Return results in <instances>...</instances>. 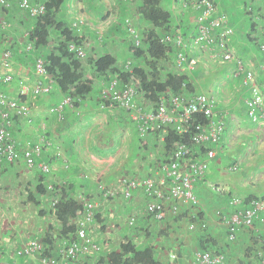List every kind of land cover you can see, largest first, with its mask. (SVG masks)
Returning <instances> with one entry per match:
<instances>
[{
	"label": "crops",
	"instance_id": "crops-1",
	"mask_svg": "<svg viewBox=\"0 0 264 264\" xmlns=\"http://www.w3.org/2000/svg\"><path fill=\"white\" fill-rule=\"evenodd\" d=\"M213 2L215 16L224 17L231 28L228 49L234 59L242 61L244 68L254 73L264 92V71L261 69L264 54L256 45H264V0ZM11 3L16 9L12 7L10 12L15 14L8 16L0 9V39L14 52L21 51L20 46L25 43L28 18L17 9V0ZM137 4L138 0H67L62 12L68 21L82 22L87 56L110 54L121 68L129 57V43L132 45L124 24L133 21L138 34L141 25L147 26L136 13ZM162 6L172 15L169 32L180 31L186 55L195 58L196 65L191 70L185 65L178 68L173 52L167 62L158 65L161 79L168 73L186 76L191 90L182 91V96L205 94L213 97L215 111L225 124L223 136L213 145L215 157L203 177L194 183L198 201L195 207L178 204V215H173L170 212L172 202L164 200V219L157 222L145 213L148 199L141 190L124 196L120 180L125 177H152L164 192L169 189L156 173L160 153L156 147L157 138L150 133L142 150L138 144L137 125L121 108L100 111L99 107L87 103L83 110L75 113L74 109L64 106L59 118L57 113H50L51 108L64 101L56 89L51 88L50 93L38 96L29 94L23 103L29 108L30 122L20 115L13 121L17 148L22 150L27 145L40 144L43 150L40 161L50 163L56 184H64V190L75 191L77 197L99 202L95 214L98 220L88 227L87 233L95 238L101 249L98 253L79 257L75 264H107V255L116 251L121 239L131 240L139 248L146 244L153 246L161 264H169L171 254H176V264H196L195 254L203 238L223 248L228 264H257L255 254L250 255L246 250L254 243L255 246L263 245L264 222H255L251 229H239L234 241L227 242V225L218 214L230 215L234 210L230 200L235 197L244 201L264 198V119L258 124L248 119L245 100L249 90L243 84V75H233L236 63L219 59L215 46L201 47L194 42L198 11L186 0H162ZM246 6L255 7L257 11L248 15ZM107 14L102 20L101 16ZM26 58L23 56V61L12 58L10 62L18 77L14 85L6 87L11 99L17 97V86L32 88L42 81L50 83L49 79L35 73L34 64L28 56ZM133 64L145 66L142 58L133 60ZM168 64L171 70L167 69ZM86 68L91 75L90 66ZM165 69L167 72L163 76ZM137 102L144 105L146 111L153 110L149 107L152 104L141 95L137 96ZM3 170L0 167V242H3L0 264H39L37 256L19 259L15 253L30 241H40L49 226L53 227L51 233L57 231L58 225L53 218L39 213L47 210L52 196L38 198L39 207L35 206L30 199L28 201L25 192V188L29 190L28 195L34 192L31 186H35V171L20 163L13 164L5 173ZM11 174L15 175L12 181ZM102 188L115 189L118 194L104 200L100 194ZM136 214L134 225H129L130 218ZM199 221L206 225L205 228H200Z\"/></svg>",
	"mask_w": 264,
	"mask_h": 264
},
{
	"label": "built area",
	"instance_id": "built-area-1",
	"mask_svg": "<svg viewBox=\"0 0 264 264\" xmlns=\"http://www.w3.org/2000/svg\"><path fill=\"white\" fill-rule=\"evenodd\" d=\"M192 5L193 8L200 10L197 15V34L194 42L201 47L215 46L219 59L226 62L234 61L236 63L233 75H243V84L249 90V97L245 100L247 117L253 124H258L264 119V92L259 82H257L254 73L246 70L242 61L234 59L233 54L228 49L227 40L231 33L230 26H228L224 17L215 16V8L208 0H202L199 4L194 2ZM11 6V0H0V9L8 10ZM16 6L18 10L29 18H35L44 13V6L42 4H37L30 0H17ZM129 31L134 36L132 38V45L140 47L139 34L134 28H131ZM160 41L163 44L171 46L178 68L184 65L188 70L194 68L196 59L187 57L185 52L186 44L179 30L166 33L161 37ZM24 48L28 54L33 50V46L29 43ZM69 50L76 52L80 58H84L85 56L83 49L75 45H70ZM263 50L264 47H262ZM11 57L10 51H5L2 54L1 66L3 69L8 66ZM34 69L35 73L40 77L47 75L44 62L41 59L36 60ZM124 69L132 75L133 65L130 61L126 63ZM261 69L264 71V63ZM10 81L11 77L9 75L0 76V83L3 84ZM115 84L116 81H113L105 94L122 110L130 112V116L135 121L138 134L141 138H146L152 133V129H157L161 132L158 140L160 144L163 142L166 134L165 127H172L177 134L188 133L192 126L195 128L190 146L179 144L173 150L171 156L162 155L156 164L157 175L165 183L167 182L166 179H168V194L163 193L158 181L152 177L144 179L122 178L120 180L122 193L124 196L129 197L133 191L141 188L145 196L151 199L147 204L146 213L157 222L164 219V200L172 202L170 212L173 215H178V204L195 207L198 201L194 192V183L197 179L203 177L204 173L208 170L209 163L216 154L215 150H213V145L219 143L225 132L223 118L218 116L215 111L216 100L205 94H197L190 98H185L182 94L162 95L159 104H156L153 110L146 111L144 106L134 101L136 89L133 83L130 82L125 86V90L121 93L117 91ZM51 88L52 80L46 85L41 83L34 84L32 88L23 86L20 88L19 94L20 97L28 96L29 94L38 96L50 93ZM69 102V99H64L60 105L51 108L50 113L60 114L63 106ZM2 107L3 110L4 108H12L16 114L23 115L27 119V122H30L29 110L24 103L16 105L15 102L8 100L5 93L0 92V156L8 162L14 163L20 159V153L15 151V146L9 137L8 129L11 127V121L8 120V113L5 110L3 111ZM198 115H203L205 118L204 123H200L194 118ZM202 148L206 149L203 153H201ZM40 149L41 145L38 144L33 146L31 150L26 149L22 152V159L25 165L28 167L33 166L34 157L40 154ZM40 169L43 172H48V168L45 165H42ZM100 194L104 200H109L114 198L118 192L115 189L102 188ZM78 199L82 202L84 208V213L78 220L77 238L79 241H73L60 247L61 260L54 258L40 259L39 264H75L82 254L99 252V248L86 236V231L90 224L93 223L100 204L86 197H78ZM230 205L234 207L230 215L218 214L227 225V237L229 241H234L239 229H251L254 227L255 222H264V215L261 216L264 213V198L254 199L246 203L243 199L235 197L230 200ZM134 223V219L130 218L129 225L132 226ZM41 249V245L38 242L30 241V243H27L16 251V256L19 258L34 257L37 256ZM260 255H257L260 260L259 264H264V255ZM176 259V254H171L169 264H176ZM195 259L196 264H226L223 255H212L209 252H197Z\"/></svg>",
	"mask_w": 264,
	"mask_h": 264
},
{
	"label": "trees",
	"instance_id": "trees-1",
	"mask_svg": "<svg viewBox=\"0 0 264 264\" xmlns=\"http://www.w3.org/2000/svg\"><path fill=\"white\" fill-rule=\"evenodd\" d=\"M186 1L187 3L192 5V3L194 2L196 4H199L202 0ZM208 1L211 2L215 8L213 0ZM32 2L42 4L44 6V13L35 18H29L25 15L28 18H26L27 29H25V43L20 46L21 51L16 50L13 52V48H6V45H3V42L0 39V55L2 57V54L5 51L11 50L12 52H10L12 57L10 59V62L12 61V58L17 61H23V56L25 59H27L26 57L29 56L28 59L32 64H34L36 60L41 59L44 62V68L47 74L43 78L52 80V89H56L58 91V94L62 97V100H70V102L64 106L74 109L75 113L78 110H83L85 107L84 105H86L87 103H91L93 104V106L99 107L100 111L108 109L109 107L120 108L117 104L111 101V98L108 95L105 94L107 88L113 81H116L115 88H117V91L119 93L125 90V86H127L130 82L133 83L136 89L134 101L137 102V96L139 97V95H141L146 102L152 104L149 107H152L153 109L156 107V104H159L160 97L162 95L182 94V91L191 90L188 83V79L184 75L168 73L163 79H161V68L159 69L158 65L162 62H167L168 58L173 53L171 46L163 44L160 41L161 37H163V35H165L171 30L170 24L172 19L171 13L163 8L162 0H138L136 13L140 16V20L147 26L144 27L145 25L143 26L140 24V47H134L133 45L130 46V43L128 46L129 57L127 59L130 58L129 61L133 65L132 75H130L124 69V66L128 62L127 59V61L122 63V67L118 68L117 59L110 54L96 55L93 54L92 51H90V53L92 54H88L87 56V38L83 34L82 22L79 20L70 22L66 19V16L62 12L67 0H34ZM12 7H14V5L11 6L10 9H2V11H4V13H6L8 16H10L11 14L13 15L15 14V12H10ZM191 7H193V5ZM252 8L253 7L249 6L245 7V10H247L246 13L248 15H252L254 13L253 10L257 11V8ZM195 10H197L198 13L200 12L199 9ZM107 17L108 14L102 15L101 19L105 20ZM124 26L128 31L132 28L131 25H128L126 23L124 24ZM130 36L131 38H134L131 33ZM131 42H133V40H131ZM28 43L33 46V50L29 54H27L24 48L25 44ZM70 45H75L76 47L82 48L85 53L84 58H80L78 57L76 52L70 51ZM256 45L258 46L257 48H260L262 51V47H264V45L261 44V46H259L257 43ZM262 52L264 54V50ZM140 58L144 60V67H139L133 64V60H139ZM10 62L8 63V66L5 69L2 68L3 73L0 74V76L9 75L11 77V81L3 84L0 83V92L5 93L9 101H13L16 103V105H19L20 103H23V100L26 97H20L19 92L21 87L19 88L17 86L18 92L17 97L15 98L17 100L11 99L8 95V92H6V87L14 85L15 78H18L16 77V74H14V69ZM86 66H90L89 69H92L93 72L91 73V75L88 74ZM40 83L46 85V83H44L43 81ZM64 106V109H62V111L65 110ZM4 110L6 111V113H8V120L11 121V127L8 129L9 137L11 138V141L15 146V151L17 153H20V159H18L14 163H10L0 156V167L4 169L3 173H5L9 168L13 167V164L20 163L25 165V162L22 159V152L26 149L31 150L33 146L38 145H27L22 150L17 148V144L13 136V121L16 115L19 116V114H16L12 108H4ZM62 111L60 114L57 115L59 118H61ZM127 113L130 116V112ZM20 116L27 120L25 117H23V115ZM194 118H196L197 121H199L200 123L205 122V118L203 117V115H198ZM61 121H63V119L60 120V122ZM64 127H62V129ZM165 128L166 134L163 138V142H161L160 144L158 143V146H156L160 152L158 155L159 159L162 155L167 157L171 156L173 150L179 144H186L190 146L192 144L193 134L195 133L194 126L189 129L188 133L184 134H177L175 130L170 126ZM151 131L158 141L159 137L161 136V132L157 129H152ZM138 138V144L143 150L145 148L143 144H145L146 140L145 138H141L140 136ZM205 151V148L201 149V153ZM42 152L43 150L41 148L40 154L34 157L33 166L28 167L27 165H25L26 167L34 170L36 173L35 186H31L34 192L28 195L29 190H27V188H25V192L28 201L30 199V201L37 207H39L37 201L38 198H43L50 195L52 196V199L47 206V210H40L39 213L48 214L49 216H51L56 225H58V229L56 232L51 233L53 227L51 228L49 226L47 232L43 237H41L40 241H36L41 245L42 248L41 251L38 252L36 258L38 260L47 258L61 260L62 256L59 253L60 249L58 248L62 247L63 245H67L73 241H79L77 238L78 220L83 215L84 208L82 202L78 199L76 194H74L75 191L72 192L69 189L66 191L64 190V184H60L59 182L56 184L57 180H53V176L51 175L50 163L40 161V156ZM42 165L47 166L48 172H43L40 169ZM10 177L11 181L15 179V175L13 176V174H11ZM166 180V183L168 185V179ZM48 186L50 187L48 188ZM138 190H141L143 192L141 188ZM168 192L169 190L166 192L163 191L164 194H168ZM147 199L148 202L146 203V206L144 208L145 213L147 204L151 201L149 197ZM249 201L245 202L247 203ZM149 217L152 218L151 216ZM131 218L136 221L138 215H133ZM95 219L98 220L97 215H95L94 220ZM201 222L199 221L200 228H205L206 225L204 223L202 224ZM55 229L56 228L54 227V230ZM86 236H88V238L92 241L94 245L99 248L100 251L101 247L95 241V238L89 233H86ZM147 237L149 236L147 235ZM203 239L204 242L200 243L198 252H209L212 255H223L226 264H228L223 248H217L216 244L212 241L205 238ZM226 241L230 242L228 240V237ZM261 242L263 243V245L261 246H255V243L253 242L254 244L246 250L250 253V255L255 254V256L257 257L255 258L258 259L257 264H259L260 261L257 255L264 252V240ZM56 244H59L58 248H56ZM2 249L3 242H0L1 254ZM54 251L57 253L54 254ZM92 253L93 252H89V254ZM84 255L82 254L80 258ZM15 257L19 258L16 256V253ZM107 264L161 263L156 259L155 250L153 246L146 244L142 248H139L133 243V241L121 239L118 248H116V251H113L112 253H109L107 255Z\"/></svg>",
	"mask_w": 264,
	"mask_h": 264
},
{
	"label": "rangeland",
	"instance_id": "rangeland-1",
	"mask_svg": "<svg viewBox=\"0 0 264 264\" xmlns=\"http://www.w3.org/2000/svg\"><path fill=\"white\" fill-rule=\"evenodd\" d=\"M139 21L137 20L136 21V23H138ZM128 24H130L131 26H132V28H134L135 27V24L133 23V21H130V22H128ZM139 38H140V35H139ZM29 57V56H28ZM128 61L130 60V58L129 59H127ZM166 66H167V64H166ZM167 69H172V66H171V64H168V68ZM167 69H165L164 70V72H163V76H165V74H166V72H167Z\"/></svg>",
	"mask_w": 264,
	"mask_h": 264
}]
</instances>
